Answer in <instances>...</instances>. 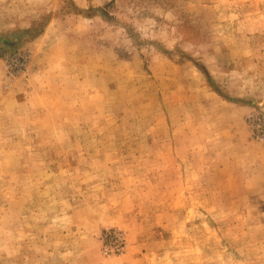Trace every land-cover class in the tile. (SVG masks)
<instances>
[{
  "label": "rangeland",
  "instance_id": "rangeland-1",
  "mask_svg": "<svg viewBox=\"0 0 264 264\" xmlns=\"http://www.w3.org/2000/svg\"><path fill=\"white\" fill-rule=\"evenodd\" d=\"M0 264H264V0H0Z\"/></svg>",
  "mask_w": 264,
  "mask_h": 264
},
{
  "label": "built area",
  "instance_id": "built-area-1",
  "mask_svg": "<svg viewBox=\"0 0 264 264\" xmlns=\"http://www.w3.org/2000/svg\"><path fill=\"white\" fill-rule=\"evenodd\" d=\"M16 62H17L18 71L17 72L13 71V72L17 74V73H19V72H21L23 70L24 64L22 62H20L19 60L16 61Z\"/></svg>",
  "mask_w": 264,
  "mask_h": 264
},
{
  "label": "crops",
  "instance_id": "crops-1",
  "mask_svg": "<svg viewBox=\"0 0 264 264\" xmlns=\"http://www.w3.org/2000/svg\"><path fill=\"white\" fill-rule=\"evenodd\" d=\"M32 1H33V0H31V3H32ZM44 3H47V1H46V2H44Z\"/></svg>",
  "mask_w": 264,
  "mask_h": 264
}]
</instances>
